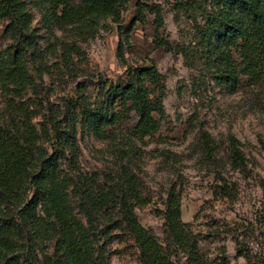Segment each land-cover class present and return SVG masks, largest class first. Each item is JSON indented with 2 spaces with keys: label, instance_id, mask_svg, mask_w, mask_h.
Returning a JSON list of instances; mask_svg holds the SVG:
<instances>
[{
  "label": "trees",
  "instance_id": "obj_1",
  "mask_svg": "<svg viewBox=\"0 0 264 264\" xmlns=\"http://www.w3.org/2000/svg\"><path fill=\"white\" fill-rule=\"evenodd\" d=\"M128 3L0 0V36L4 27L11 40L0 49V94L7 99L0 111V264H110L108 238L115 229L134 239L140 264H176L174 257L181 255L186 264H226L203 253L198 236L182 220L181 195L175 189L163 213L169 240L163 246L138 219L136 207L143 204V195L133 171L123 167L119 181L105 185L78 171L79 126L97 139L123 143L129 160L139 143L160 131L155 115L166 116V83L154 63L128 65L117 83L103 84L97 105L85 101L81 113L73 112L65 130L55 120L52 128L45 124L39 131L33 124L34 109L22 102L35 86L30 58L39 54L31 8L40 13L43 29L61 41L64 60L74 63L76 43L95 37L103 21L119 24ZM182 10L192 24L191 40L182 47L158 37L160 47L182 55L188 67L201 70L204 80L227 93L238 91L245 79L252 87L264 85V0H205L185 4ZM154 12L158 27L164 28L161 11L154 7ZM137 22H146L143 8L131 27ZM57 33L75 42L66 43ZM119 34V56L125 61L129 40H123L126 32ZM131 113L136 122L127 129L124 123L132 119ZM227 144L234 168H245L241 142L229 135ZM199 145L205 160L213 161L218 147L207 132L201 131ZM68 152L73 154L71 173L64 169ZM219 189L224 193L227 185Z\"/></svg>",
  "mask_w": 264,
  "mask_h": 264
},
{
  "label": "rangeland",
  "instance_id": "obj_2",
  "mask_svg": "<svg viewBox=\"0 0 264 264\" xmlns=\"http://www.w3.org/2000/svg\"><path fill=\"white\" fill-rule=\"evenodd\" d=\"M82 1L74 0L76 5ZM188 3L204 4L205 0H129L119 24L103 21L95 37L76 43L79 52L74 63L64 60L61 41L43 29L40 13L31 8L39 54L30 58L35 86L28 89L22 102L34 109L33 124L39 131L45 124L52 128L55 120L65 130L73 112L81 113L85 101L97 105L103 84L117 83L128 65L154 63L166 83V116L155 115L161 123L160 131L144 144L139 143L137 154L129 160L124 158L123 143L97 139L79 126L78 171L104 185L119 181L123 167L133 171L143 195V204L136 207L138 219L163 246L169 243L163 213L175 189L181 195L182 220L191 225L211 261L264 264V85L252 87L245 79L238 91L227 93L204 80L201 70L188 67L182 55L158 45V37L170 44L188 45L192 24L182 10ZM154 7L162 13V29ZM142 8L146 22H137L132 28ZM120 30L126 32L123 40H129L125 61L119 56ZM57 36L66 43L75 42L61 33ZM10 44L2 27L0 49ZM6 103V97L0 94V111ZM131 117L124 123L127 129L136 122L134 113ZM201 131L217 144L213 161L205 160L201 152ZM229 135L243 145L245 168L236 169L230 161ZM72 158L68 152L63 160L69 173ZM224 183L227 189L221 193L219 186ZM109 232L110 264H140L134 239L123 230ZM174 261L186 264L182 255L175 256Z\"/></svg>",
  "mask_w": 264,
  "mask_h": 264
}]
</instances>
